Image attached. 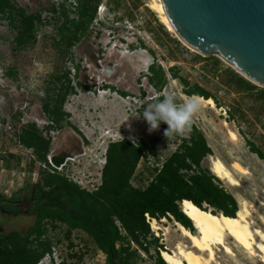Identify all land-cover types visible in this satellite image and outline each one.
<instances>
[{
    "label": "rangeland",
    "instance_id": "obj_1",
    "mask_svg": "<svg viewBox=\"0 0 264 264\" xmlns=\"http://www.w3.org/2000/svg\"><path fill=\"white\" fill-rule=\"evenodd\" d=\"M14 1L28 13L41 12L43 21L36 44L18 50L13 41L16 32L0 18V234L18 230L24 235L34 226L33 195L45 170H55L89 192L99 187L106 149L113 140L127 139L134 144L144 140L152 148L140 161L132 180L135 187L146 188L156 174L154 168L162 166L180 141L175 135L167 139L161 124L149 133L150 125L141 114L153 97L173 94L181 104L190 97L185 90L195 86L210 92L219 104L214 101L211 107L200 100L202 106L192 119L213 151L203 167L211 169L212 160L220 159L234 171L240 186L222 181L239 203L245 201L255 208L251 215L254 227L264 229V159L253 153L248 143L264 154V101L258 90L242 92L227 84L225 71L236 72L229 62L218 55L203 56L163 28L158 14L149 7L153 0H102L87 36L69 53L56 46L61 22L53 10L70 0ZM153 63L166 71L169 80L161 92L149 81ZM66 71H70L73 85L83 84L77 86V94L70 96L64 107L73 127L47 134L45 127L50 122L42 110L45 89L55 75ZM28 123H35L45 137H51L48 156L70 158L61 171L35 162L33 150L18 141L21 128ZM230 130L237 134V140L230 138ZM180 135L188 137V129ZM233 163L247 168L248 174H237ZM153 221L147 218L153 235L148 240L155 243L149 245V252L138 249L135 264H156V250L159 254L163 249L171 251L182 241L175 219L157 220L169 228L167 236L164 230L153 229ZM46 227L44 238L51 243L57 263L106 264V256L85 232L74 230L68 237L65 225ZM227 242L235 244L230 237ZM233 250L235 257L218 251L217 261L262 264L238 246ZM39 264H49L48 259Z\"/></svg>",
    "mask_w": 264,
    "mask_h": 264
},
{
    "label": "trees",
    "instance_id": "obj_2",
    "mask_svg": "<svg viewBox=\"0 0 264 264\" xmlns=\"http://www.w3.org/2000/svg\"><path fill=\"white\" fill-rule=\"evenodd\" d=\"M101 2L70 0L59 10L54 8L53 11L58 14L56 20L61 22L56 43L58 49L69 53L87 36ZM0 18L16 32L13 40L16 49L36 44L43 21L41 12L28 13L14 0H0ZM218 63L216 60L215 65ZM149 69L150 84L161 92L169 82L166 71L155 63ZM170 71L176 78V73ZM225 74L229 86L242 92L258 90L260 99L264 101V88H259L233 70H226ZM73 83L70 71H66L55 75L51 86L46 87L42 110L50 122L45 127L47 134L52 130L73 127L69 122L70 113L65 112L64 107L69 97L77 94V86L83 87L80 82ZM107 88L116 91L114 87ZM117 93L129 96L126 92ZM185 94L216 102L210 92L199 86L187 88ZM159 98L163 100L164 96ZM160 124L165 129L168 127L166 123ZM187 129L188 137L175 135L180 141L177 150L160 168H154L156 174L146 188H137L132 184L140 161L152 150L144 140L138 144L127 139L111 142L102 170V183L92 192L55 170H45L42 183L36 186L33 195L35 224L24 235L18 230L7 235L0 234V264H39L52 254L51 243L44 238L48 224L53 228H57L58 224L65 225L68 237L74 230L85 232L106 256V264H135L139 257L138 249L149 252V245L155 243L148 240L153 235L146 215L156 220L173 218L192 233H195L193 224L181 210L183 201L192 202L203 212L235 218L240 209L237 198L211 169L203 167V161L213 152L204 133L194 122ZM18 141L33 150L35 162L49 166L52 139L45 137L35 123L21 128ZM248 143L252 152L264 159V154L253 143ZM155 260L156 264H166L158 250Z\"/></svg>",
    "mask_w": 264,
    "mask_h": 264
},
{
    "label": "water",
    "instance_id": "obj_3",
    "mask_svg": "<svg viewBox=\"0 0 264 264\" xmlns=\"http://www.w3.org/2000/svg\"><path fill=\"white\" fill-rule=\"evenodd\" d=\"M178 39L264 88V0H164ZM60 167L66 158L53 155Z\"/></svg>",
    "mask_w": 264,
    "mask_h": 264
},
{
    "label": "bare ground",
    "instance_id": "obj_4",
    "mask_svg": "<svg viewBox=\"0 0 264 264\" xmlns=\"http://www.w3.org/2000/svg\"><path fill=\"white\" fill-rule=\"evenodd\" d=\"M149 7L158 14L160 22L166 29L176 35L164 0H153ZM196 97L211 107L215 105L212 99ZM228 133L232 140L238 139L234 131L230 130ZM66 160H70V158ZM232 168L237 174H248L247 168H244L239 163H233ZM211 172L231 186H240V180L236 177L234 171L227 167L220 159L212 160ZM258 202L259 204H263L261 200H258ZM239 206L240 209L236 217L230 218L203 212L192 202L183 201L181 203V210L192 222L195 233H192L180 223L176 222L179 226L182 241H178L175 248L171 251L168 249L161 251V256L165 263L221 264L217 261V252L222 250L227 255L235 257L236 254L233 247L238 246L251 259H257L260 263L264 264V229L255 228L254 222L251 219L252 211H255V208L253 206L249 207L245 201L239 203ZM162 220L165 221L166 219L164 218ZM153 229L157 231L164 230L166 236L169 232V228L159 225L156 219L153 221ZM229 237L233 239L235 244L230 245L227 242Z\"/></svg>",
    "mask_w": 264,
    "mask_h": 264
},
{
    "label": "clouds",
    "instance_id": "obj_5",
    "mask_svg": "<svg viewBox=\"0 0 264 264\" xmlns=\"http://www.w3.org/2000/svg\"><path fill=\"white\" fill-rule=\"evenodd\" d=\"M201 106L202 102L196 96H190L183 103L178 104L175 95L167 94L163 100L158 96L153 97L147 103L141 116L150 125L149 133L156 130L161 122L166 123L168 127L164 130V136L168 139L182 134L189 128L194 115L199 112ZM45 258L48 259L49 264H59L53 253Z\"/></svg>",
    "mask_w": 264,
    "mask_h": 264
},
{
    "label": "built area",
    "instance_id": "obj_6",
    "mask_svg": "<svg viewBox=\"0 0 264 264\" xmlns=\"http://www.w3.org/2000/svg\"><path fill=\"white\" fill-rule=\"evenodd\" d=\"M112 139V138H111ZM113 140V139H112ZM111 142V141H110ZM112 142H115V140H113ZM177 148H178V146L176 145L175 146V148H174V152L177 150ZM107 150V149H106ZM51 158H52V156H48V162H49V164L51 165V167H54V169H57V170H59V171H61L65 166H67V163L70 161V160H66V162L63 164V165H61L60 167H56L53 163H52V160H51ZM104 164H106V162L104 163ZM47 165H44V167L45 168H47L46 167ZM54 170H52V171H50V172H53ZM98 188V187H97ZM97 188H93L94 190H97ZM93 190V191H94ZM90 192H92L91 190H90ZM147 216V218H149V216L148 215H146Z\"/></svg>",
    "mask_w": 264,
    "mask_h": 264
}]
</instances>
